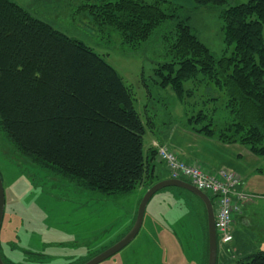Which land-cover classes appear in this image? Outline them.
<instances>
[{"label":"trees","instance_id":"obj_1","mask_svg":"<svg viewBox=\"0 0 264 264\" xmlns=\"http://www.w3.org/2000/svg\"><path fill=\"white\" fill-rule=\"evenodd\" d=\"M190 1L197 9L223 8L221 30L232 54L216 60L184 17L175 23L170 61L159 65L155 82L173 92L191 133L264 157V0L231 6L228 0ZM180 7L166 0H94L80 10L99 32L109 29L122 47L135 50L177 18ZM189 80L194 89L185 92ZM197 87L204 105L219 103L217 116L213 107L210 114L188 117ZM135 101L116 71L89 47L0 0V133L35 167L104 197L152 187L155 150L145 156L147 129ZM191 197L203 211L207 264L206 212ZM232 264H264V251Z\"/></svg>","mask_w":264,"mask_h":264},{"label":"rangeland","instance_id":"obj_2","mask_svg":"<svg viewBox=\"0 0 264 264\" xmlns=\"http://www.w3.org/2000/svg\"><path fill=\"white\" fill-rule=\"evenodd\" d=\"M35 19L89 47L112 67L123 84L131 89L135 110L152 130L168 128L184 121V110L170 89H161L155 71L168 63L174 26L189 17L187 24L216 60L229 57L220 12L223 8L197 9L190 0H166L177 6V18L169 19L135 50L120 45L119 37L106 29L99 32L87 13L80 10L94 0H9ZM151 1V0H145ZM248 0H228V5ZM183 83L185 92L194 88ZM202 88V87H201ZM197 87L189 100L187 115L198 111L210 114L217 105H204ZM211 96V95H210ZM147 111V112H146ZM148 122L152 123L151 128ZM144 150L147 137H143ZM0 176L4 210L0 228V252L12 264H81L119 241L134 224L138 205L147 188L141 186L122 196L104 197L55 180L19 155L0 133ZM187 199V200H186ZM200 203L188 192L167 188L157 192L147 204L143 225L135 239L116 255L100 264H203L205 222ZM264 227V212L257 215ZM241 230V229H240ZM236 236L217 250V264H232L256 251H264V236Z\"/></svg>","mask_w":264,"mask_h":264},{"label":"crops","instance_id":"obj_3","mask_svg":"<svg viewBox=\"0 0 264 264\" xmlns=\"http://www.w3.org/2000/svg\"><path fill=\"white\" fill-rule=\"evenodd\" d=\"M184 123L185 116L184 121L171 122L168 128L154 129L149 131V134L146 130L145 156L154 144H161L187 164H196L210 173L224 169L235 175L241 182L236 191L243 192L249 197L241 204L240 213L234 217L232 243L236 236H244L246 231L251 233L250 236L258 232L260 236H264L263 224L261 223L259 228L256 218L260 212H264V157H256L238 144H221L195 135L183 125ZM148 124L149 130L152 123L148 122ZM151 164L154 181L169 180V174L163 162L154 157Z\"/></svg>","mask_w":264,"mask_h":264},{"label":"built area","instance_id":"obj_4","mask_svg":"<svg viewBox=\"0 0 264 264\" xmlns=\"http://www.w3.org/2000/svg\"><path fill=\"white\" fill-rule=\"evenodd\" d=\"M155 157L163 162L171 180L184 181L213 199L214 228L219 249L233 241L234 217L240 213L241 204L249 197L236 191L241 182L232 173L221 169L207 172L196 164H187L161 144H154Z\"/></svg>","mask_w":264,"mask_h":264},{"label":"water","instance_id":"obj_5","mask_svg":"<svg viewBox=\"0 0 264 264\" xmlns=\"http://www.w3.org/2000/svg\"><path fill=\"white\" fill-rule=\"evenodd\" d=\"M167 188H177L184 190L194 197H196L204 206L206 212V226H207V264H216L217 263V250L218 245L216 241V234L214 228V209L211 203V200L208 198L206 194L197 190L190 184L181 181V180H163L157 182L152 187L148 188L145 195L141 199L137 211L136 217L133 226L127 232L125 236H123L119 241L110 246L108 249L98 254L97 256L92 257L90 260L85 262L84 264H100L112 256L119 253L126 246H128L138 235L144 219V213L147 207V204L151 200V198L159 191ZM3 210H4V194L2 188V181L0 178V228L1 222L3 218ZM0 264H3L0 258Z\"/></svg>","mask_w":264,"mask_h":264},{"label":"flooded vegetation","instance_id":"obj_6","mask_svg":"<svg viewBox=\"0 0 264 264\" xmlns=\"http://www.w3.org/2000/svg\"><path fill=\"white\" fill-rule=\"evenodd\" d=\"M0 178H1V176H0ZM204 249H203V251H204ZM1 252H0V258H1L2 262H3V264H12L10 261L9 262L7 261V257L5 255H3V256L1 255Z\"/></svg>","mask_w":264,"mask_h":264}]
</instances>
